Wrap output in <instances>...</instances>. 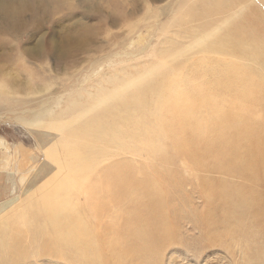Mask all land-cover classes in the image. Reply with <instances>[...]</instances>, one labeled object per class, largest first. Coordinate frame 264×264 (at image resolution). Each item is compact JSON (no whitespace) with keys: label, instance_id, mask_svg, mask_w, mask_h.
Returning a JSON list of instances; mask_svg holds the SVG:
<instances>
[{"label":"bare ground","instance_id":"6f19581e","mask_svg":"<svg viewBox=\"0 0 264 264\" xmlns=\"http://www.w3.org/2000/svg\"><path fill=\"white\" fill-rule=\"evenodd\" d=\"M236 3L242 8L232 11ZM177 6L168 23L180 27L186 43L166 35L152 61L94 79L64 99L37 102L29 123L55 130L43 149L56 170L38 187L40 195L0 216V264L56 247L67 259L75 252L77 264H97L100 228L109 235L104 246H118L116 262L150 255L169 233L165 196L178 157L191 169L208 156L225 161L226 170L253 185L237 191L238 209L228 205L230 216L239 213L236 222L247 226L264 219L254 189L264 187V178L249 171L254 160L264 162V0H180ZM220 13L225 20L218 23ZM9 85L1 81L3 97ZM135 158L143 162L132 165ZM215 192L230 202L236 193Z\"/></svg>","mask_w":264,"mask_h":264},{"label":"rangeland","instance_id":"374dc122","mask_svg":"<svg viewBox=\"0 0 264 264\" xmlns=\"http://www.w3.org/2000/svg\"><path fill=\"white\" fill-rule=\"evenodd\" d=\"M68 1L0 0V83L7 81L11 88L0 94V216L18 213L27 197L40 195L38 187L56 170L44 150L55 140V130L29 123L40 108L37 102L64 99L72 89H89L94 79L152 61L166 46V35L188 41L179 26L168 23L178 16L180 0ZM241 8L236 3L232 11ZM216 17L218 23L225 20L224 13ZM212 159L202 158L197 169L182 157L175 160L170 169L174 183L165 196L169 233L160 236L150 255H127L121 264H264V219L239 226V213L232 217L227 210L239 189L253 185L226 170L225 161ZM249 171L264 178V162L254 160ZM218 189L236 192L233 200L223 201ZM254 189L264 212V187ZM140 206L142 213L145 206ZM98 231L103 251L97 264H120L117 244L107 249L109 235ZM56 249L41 255L31 249L34 255L19 264H77L75 252L67 259Z\"/></svg>","mask_w":264,"mask_h":264}]
</instances>
